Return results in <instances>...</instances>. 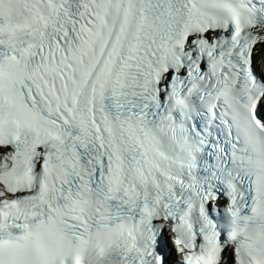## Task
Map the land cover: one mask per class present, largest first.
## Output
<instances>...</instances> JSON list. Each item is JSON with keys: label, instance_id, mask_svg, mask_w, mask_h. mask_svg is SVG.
<instances>
[{"label": "snow or ice", "instance_id": "1", "mask_svg": "<svg viewBox=\"0 0 264 264\" xmlns=\"http://www.w3.org/2000/svg\"><path fill=\"white\" fill-rule=\"evenodd\" d=\"M0 264H264V0H0Z\"/></svg>", "mask_w": 264, "mask_h": 264}]
</instances>
